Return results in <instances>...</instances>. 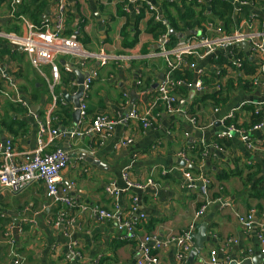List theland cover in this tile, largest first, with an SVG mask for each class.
Returning <instances> with one entry per match:
<instances>
[{
	"label": "crops",
	"instance_id": "obj_1",
	"mask_svg": "<svg viewBox=\"0 0 264 264\" xmlns=\"http://www.w3.org/2000/svg\"><path fill=\"white\" fill-rule=\"evenodd\" d=\"M55 1L46 0L40 21L43 16L54 11ZM138 1L149 3L162 16L163 2L176 3L181 8L184 0ZM198 1L208 7L211 0ZM125 2L68 0L70 14L65 34L77 37L83 56H58L56 63L60 79L57 82L52 81L48 66L40 70L32 68L21 50H14L23 57L20 63L11 54L2 53L3 49L14 51L0 41V64L7 65L21 97L29 102L30 112L32 107L36 112H26L20 117L12 115L13 119L18 118L26 123V132L13 137L1 125L4 110L12 103L0 98V136L12 138L17 155H30L38 146V122L44 121L45 117L52 118L57 106L70 107V119L63 116V124L56 119L58 126L51 123L50 130L59 129L67 133L77 128L72 122L74 107L69 96H73L78 89L72 87L70 82L74 79L77 81L76 71L84 77L97 72L98 76L87 92V118L83 121V126L89 125L96 116L105 115L116 122L112 134L102 145H98L96 137L84 135L71 138L66 133L49 142L50 135L47 132L43 136L44 151L51 152L59 148L68 153L67 167L61 173V179L70 196L79 197L80 204H97L110 209L113 199L106 190L113 186L119 191L117 201L123 210H127L134 196L140 199L136 213L144 214L145 219L136 220L139 235H157L161 239H169L191 224L201 202L197 190L180 189L182 167L177 155L191 141L199 147L212 145L216 141V133L222 129L220 125H214L200 131L188 124L187 117L194 116L206 122L209 118L219 117L230 105L220 109L219 113H213V106L199 103L198 98L201 96L186 89H180L177 95L182 112L167 114L161 105H154L156 88L167 70L166 63L163 58L155 56L159 45L158 39L149 33L150 16L144 15L136 24V16L123 11ZM12 17L7 2H1L0 31L24 35L23 20L12 23ZM255 23L252 26L257 30ZM14 25L17 32L13 31ZM123 30L127 33L128 41L133 37L137 38L132 48H124ZM101 52L112 57L103 66L97 58ZM85 55L90 57L85 58ZM205 66V61L198 63L200 68ZM65 67H71L75 78L66 81ZM183 76L190 81L194 79L191 73ZM231 83V104L244 100L264 101V92L248 87L243 89L240 88L241 83ZM0 87L5 88V82L1 79ZM232 92L235 94L232 95ZM131 104L139 113L150 114V129H142L135 121H127L125 124L122 122ZM250 120L251 114L245 107L235 115V122L239 127L248 131L253 143H261L263 148L264 132L250 131ZM186 133L189 138L185 137ZM127 140H131V144L122 145ZM220 148L221 151L203 148L202 157L197 161L194 154L191 157L187 152L196 161L197 173L209 174L213 183L210 196H213L214 202L195 224L196 229L197 226L206 224L207 241L203 249L192 260L189 253L184 260L178 261L176 247L170 244L164 250L155 252L161 264H207L209 253L213 249L217 252L218 263L230 260L241 264L252 259L264 262V256L259 254L255 229L243 230L236 219L237 214L244 215L249 209L255 208L256 218L264 222V182L261 186H254L255 178L250 177L257 167L260 168V173L256 178L264 174V151L251 154L238 137L226 141ZM164 171L167 173L163 175ZM124 173L140 183L151 179L160 188L154 190L148 187L141 192L126 191L122 177ZM222 174H227L228 178L219 180L218 176ZM231 174L234 176H229ZM165 175L167 177L163 178ZM219 187L224 188V194H220L221 200L217 202L215 199ZM59 209L58 205L49 201L41 183L31 184L19 195L0 191V264H20V260L21 264L135 263L139 256L136 243L119 241L118 233L111 224L99 223L78 208L73 213L76 225L71 231L64 224L55 227L53 221ZM231 238L236 239V243L223 249L224 241ZM75 245L80 257L70 254ZM249 250H252L251 255H248Z\"/></svg>",
	"mask_w": 264,
	"mask_h": 264
},
{
	"label": "built area",
	"instance_id": "obj_2",
	"mask_svg": "<svg viewBox=\"0 0 264 264\" xmlns=\"http://www.w3.org/2000/svg\"><path fill=\"white\" fill-rule=\"evenodd\" d=\"M17 1L7 0L12 18L17 12ZM219 1L229 2L232 5L229 31L224 29L222 24L207 20L201 24L200 29L194 30L195 35L179 38V41L172 48H167L169 44L168 33L158 38L159 51L155 56L163 58L167 70L156 88L154 105H161L167 114L182 112L177 98L180 89L192 90L198 96H203L208 92L224 94L227 80H229L233 81L234 85L241 83L240 88L247 86L248 89H258L264 92V2L254 0ZM143 7H146V12L153 15L154 21L161 20L162 16L159 15L156 8L147 2L142 4L138 0H127L123 11L138 16ZM68 12V0H56L54 11L48 16H43L39 24H32L21 19L25 24L24 35L18 36L0 31V41L6 43L12 51L21 47V51L25 54L32 68L40 70L42 67L48 66L52 81L57 82L60 79V70L56 58L63 55L83 56L77 37L74 34H65ZM253 22L257 23H255L257 30L253 28ZM242 44L247 46V51L241 47ZM89 57V55H85V58ZM97 58L101 66L112 59L103 52ZM203 61L206 62L205 68L198 67V63ZM64 71L69 74L73 72L71 67H65ZM176 72L180 73L181 76L175 77ZM186 73L194 75V79L190 81L184 77L183 74ZM97 76V72L88 74L81 84L82 95L78 107L80 119L75 125L77 128L69 130L67 133L66 131L61 132L59 129L50 130L53 120L51 117H45L44 121L38 122L37 149L30 155L21 156L15 153L11 137L2 138L0 136V191L19 195L31 184L41 183L49 201L60 207L53 221L55 227L64 224L66 229L71 231L76 225L73 213L79 208L80 212L87 213L93 220L111 224L118 233L119 241L136 243L139 256L134 264H161L156 253L164 250L170 244H174L176 247V259L182 261L193 249L196 222L214 202L210 196L213 183L209 174L193 175L188 171L189 168H181L179 187L180 189L186 188L187 191L197 190L201 197L200 206L194 213L191 224L183 229L180 234L169 239H161L157 235L146 234L141 236L138 234L136 220H144L145 216L142 213L138 215L136 213L140 204V199L137 196L131 199L127 210H123L117 201L119 191L113 186H109L106 191L113 199L110 209H105L97 204H80L79 197L70 196L61 179V173L67 167L68 153L59 148L51 152L44 151L43 136L47 132L50 135L49 142L66 133L71 138L84 135L96 137L98 145H102L112 134L116 122L105 115H98L91 120L89 125L83 126V121L87 118V92ZM0 79L5 82V88L0 87V98L8 100L14 105H19L29 113V102L21 97L17 84L5 64H0ZM70 84L72 87L79 88L75 79ZM76 93L74 92V95ZM231 101L232 98L228 102L229 108L216 119L209 118L208 121L202 122L194 116L187 117L188 124L200 131L210 129L214 125L221 126V131L216 133V141L212 145L202 147L221 151L219 141H230L234 137H238L251 154L264 151L262 144L253 143L249 138L248 131L241 129L235 122V115L239 110L248 106L253 107L254 114L257 115L263 110L264 101L244 100L234 104H231ZM61 105L65 104L61 103ZM219 110L220 108H213L212 112L219 113ZM126 114L122 120L124 124L127 121H135L140 124L142 129H150L152 123L148 112L139 113L132 107V110ZM250 131L264 132V122L253 124ZM185 137L189 138L187 133ZM128 144H131V140L122 143V145ZM195 145V142H188L184 150H181L177 155L179 161L185 163L186 166H191V168L193 161L187 152L192 151ZM166 173L164 171L162 174ZM122 177L127 188L126 191L141 192L148 187L154 190L160 188L151 179L146 180L145 183H140L130 179L128 173H124ZM219 189L221 188L219 187ZM220 200V197L215 199L217 202ZM256 215L257 210L251 208L244 215L237 214L236 219L243 230L255 229L259 254L264 256V222L259 221ZM232 243L235 244L236 239H226L222 248H227ZM74 248L70 254L74 257H80L76 245ZM251 254L252 250H249L248 255ZM216 255V250H211L207 264L238 263L230 260L218 263ZM15 263L17 264V262ZM260 264H264V262Z\"/></svg>",
	"mask_w": 264,
	"mask_h": 264
},
{
	"label": "trees",
	"instance_id": "obj_3",
	"mask_svg": "<svg viewBox=\"0 0 264 264\" xmlns=\"http://www.w3.org/2000/svg\"><path fill=\"white\" fill-rule=\"evenodd\" d=\"M39 1L40 4L38 3ZM125 1L126 2L124 3V5L127 4V0ZM254 1L264 2V0H254ZM1 2H7V0H0V3ZM140 2H142V4H145V2L143 1ZM162 6L164 11L160 21L157 22L154 21L153 15L150 12H146V7H143V9L140 12V15L136 16V24L142 19L144 15L150 16V19L148 20L149 33H151L153 37L157 39L160 36L168 33L169 35V44L167 45L168 49L176 45V43L179 41V36L181 34L185 33L186 31L200 29L201 24L207 20L218 24H222L224 29H226L227 31L230 30L232 5L229 2L211 0L209 2V6L205 7V5L200 3L198 0H189V1L184 0L180 8L176 3H170L165 1L162 3ZM45 7H46V0H20V3L19 4L17 3V9H16L17 12L14 15V18L11 19V22L12 23L17 21L20 22V19H24L32 24H39L40 18L43 14ZM69 14L70 13L68 12L67 18H69ZM13 28H15V25L13 26ZM13 31L17 32V29L15 28L13 29ZM169 31H172L173 34H170ZM135 33H137L136 29H135ZM122 37L124 39L123 42L124 48H132L137 42L136 37H133L128 41L127 33L125 30L122 31ZM2 53L11 54L12 58L14 60H17L19 63L22 62L23 60V57L21 58L19 56L18 51L11 52L10 50L6 51V49H3ZM64 74L66 76V81L75 78L73 72L69 74L64 71ZM174 76L178 77L181 75L180 73L176 72ZM232 86H233L232 83L228 81L226 85V91L224 94L208 92L205 93L203 96L199 97L198 102L199 103L210 102L209 105L213 106L214 108H220V109L225 108L227 107L229 99L231 98ZM246 88L247 86L243 87V89ZM33 89L35 90L34 87ZM34 98L37 97L34 96ZM245 108L251 114V120H250L251 126L257 122H264V108L257 115L254 114L253 107L248 106ZM4 112H5L4 116L1 119V125L6 129V131L10 135L16 137L26 132V123L20 121L18 118L17 119L12 118L13 114L18 115V117L25 115L26 114L25 109H23L19 105L8 104ZM69 113H70V107L66 108L64 106H57V109L52 114L53 126L55 127L58 126V122L57 123L55 122L56 119L60 120L61 124H63V116L66 117L67 120H69L70 119ZM218 143L220 145L222 144L224 145L226 141H219ZM202 152H203V148L199 147L196 144L193 150L188 152V155H191L192 157V154H194L197 161L201 159ZM196 161H193L192 168L188 169V171L191 172L193 175L199 174L195 169ZM259 173H260V168L257 167V170L250 176L255 178L253 184L254 186H261V184L264 182V174L259 178H256ZM167 175L162 177L165 178L167 177ZM229 176H234V175L231 174ZM227 178H228L227 174L226 175L222 174L218 176L219 180H225ZM220 188L221 189H219L218 192H216V198L217 196L220 197V194L222 196L224 194V188L223 187ZM262 196H264V190L262 191ZM212 197L213 196H211V198Z\"/></svg>",
	"mask_w": 264,
	"mask_h": 264
},
{
	"label": "water",
	"instance_id": "obj_4",
	"mask_svg": "<svg viewBox=\"0 0 264 264\" xmlns=\"http://www.w3.org/2000/svg\"><path fill=\"white\" fill-rule=\"evenodd\" d=\"M169 33L173 34L172 31H169ZM193 35H195L194 30L186 31L185 33L181 34L179 36V38H185V37H189V36H193ZM241 47L244 49V51H247V46L245 44H242ZM7 48H9V47L7 46ZM19 50H22V48L19 47ZM75 73L77 75V81L76 82H77V85L79 86V88H78V91L75 95L69 96L71 98V102H72L73 107H74L73 112L71 114V118H72V122H73L74 126L79 122V119H80L78 107H79V99L82 95L81 84L83 83V80H84V76L82 74H80L78 71H76ZM132 106H133V104H131V106H129L126 113H128L129 111L132 110ZM33 108L34 107H32L31 112H32V114H35L36 112L34 111ZM61 130H64V129H61ZM179 164L181 165V167L191 168V166H186L185 163H183L181 161L179 162ZM137 192H139V191H137ZM193 239H194V246L190 252V260H192L195 257V255L203 249V246H204L205 242L207 241L206 224L205 223L197 226L196 233L193 235ZM241 264H260V263L258 262L257 259H252V260H245Z\"/></svg>",
	"mask_w": 264,
	"mask_h": 264
},
{
	"label": "rangeland",
	"instance_id": "obj_5",
	"mask_svg": "<svg viewBox=\"0 0 264 264\" xmlns=\"http://www.w3.org/2000/svg\"><path fill=\"white\" fill-rule=\"evenodd\" d=\"M235 93L232 92V95H234ZM206 104H204V106H209V103L208 102H205Z\"/></svg>",
	"mask_w": 264,
	"mask_h": 264
}]
</instances>
